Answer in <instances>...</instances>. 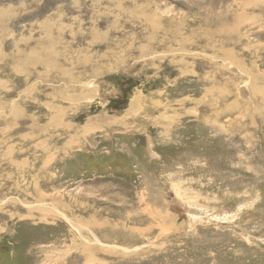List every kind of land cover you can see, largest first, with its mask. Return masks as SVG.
<instances>
[{"label":"rangeland","instance_id":"obj_1","mask_svg":"<svg viewBox=\"0 0 264 264\" xmlns=\"http://www.w3.org/2000/svg\"><path fill=\"white\" fill-rule=\"evenodd\" d=\"M0 264H264V0H0Z\"/></svg>","mask_w":264,"mask_h":264},{"label":"bare ground","instance_id":"obj_2","mask_svg":"<svg viewBox=\"0 0 264 264\" xmlns=\"http://www.w3.org/2000/svg\"><path fill=\"white\" fill-rule=\"evenodd\" d=\"M245 169V168H244ZM249 172V171H248ZM252 179V178H251Z\"/></svg>","mask_w":264,"mask_h":264}]
</instances>
